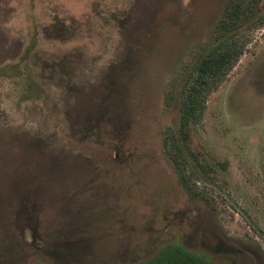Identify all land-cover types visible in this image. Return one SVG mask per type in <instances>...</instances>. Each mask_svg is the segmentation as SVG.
Instances as JSON below:
<instances>
[{
  "label": "rangeland",
  "instance_id": "1",
  "mask_svg": "<svg viewBox=\"0 0 264 264\" xmlns=\"http://www.w3.org/2000/svg\"><path fill=\"white\" fill-rule=\"evenodd\" d=\"M250 1L0 0V264H139L175 243L264 264V0L232 23ZM223 38L243 52L185 119Z\"/></svg>",
  "mask_w": 264,
  "mask_h": 264
},
{
  "label": "trees",
  "instance_id": "2",
  "mask_svg": "<svg viewBox=\"0 0 264 264\" xmlns=\"http://www.w3.org/2000/svg\"><path fill=\"white\" fill-rule=\"evenodd\" d=\"M256 1L252 0L243 5L234 6V17L232 23L234 26H242L247 22L249 17L255 15ZM263 17V18H262ZM264 22V16L256 18L250 22V26L257 27ZM222 28L219 36L222 37ZM216 49L211 50L206 56L198 63L197 67L190 74V81L185 82L186 97L183 98L182 113L183 118L196 117L195 106L197 104L196 99L192 100L193 87L202 81V85L205 86V92H210L218 82L226 75V73L234 66L238 61L240 55L243 52V45L238 43L237 39H222L216 46ZM194 80H196L194 82ZM207 80L208 82H204ZM190 96V97H188ZM184 180L182 181V183ZM183 187L188 194H191V189L185 184ZM139 264H214L211 258L202 252H193L186 249L182 244L175 243L163 247L157 254L153 255L149 259Z\"/></svg>",
  "mask_w": 264,
  "mask_h": 264
}]
</instances>
